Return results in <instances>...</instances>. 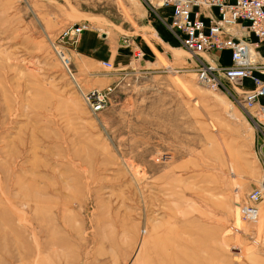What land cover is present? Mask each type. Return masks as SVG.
<instances>
[{
  "label": "rangeland",
  "instance_id": "1",
  "mask_svg": "<svg viewBox=\"0 0 264 264\" xmlns=\"http://www.w3.org/2000/svg\"><path fill=\"white\" fill-rule=\"evenodd\" d=\"M80 21L111 70L63 67ZM158 21L142 0H0V264H264V194L254 220L237 205L264 129Z\"/></svg>",
  "mask_w": 264,
  "mask_h": 264
},
{
  "label": "built area",
  "instance_id": "2",
  "mask_svg": "<svg viewBox=\"0 0 264 264\" xmlns=\"http://www.w3.org/2000/svg\"><path fill=\"white\" fill-rule=\"evenodd\" d=\"M147 9L164 24L180 46L195 60L196 81L213 90L229 84L239 108L254 118L264 129V0H142ZM168 8V18L158 9ZM89 27L85 21L63 27L56 36L60 49L73 47L82 31ZM54 45V44H53ZM57 46V45H55ZM53 47V46H52ZM222 51L227 63L218 61ZM69 70V60L63 62ZM111 70L109 61H101ZM93 101L92 107L103 104L97 90L84 95ZM259 152L264 158V133L261 131ZM264 194V165L255 184L237 204L249 220L258 215V203Z\"/></svg>",
  "mask_w": 264,
  "mask_h": 264
},
{
  "label": "crops",
  "instance_id": "3",
  "mask_svg": "<svg viewBox=\"0 0 264 264\" xmlns=\"http://www.w3.org/2000/svg\"><path fill=\"white\" fill-rule=\"evenodd\" d=\"M158 13H159V15L168 18L170 10L168 8H160V9H158ZM151 26L154 29H160L159 31L165 29L159 21L154 22V23L152 22ZM165 32H166L168 37H166L165 34L161 33L164 41H166V42H171V40L175 41L172 38L171 34H169L167 32V30H165ZM100 38H102V37L98 38L96 34L90 32L88 30L82 31L80 36H79L78 42L73 47H71V48L69 47L66 49V53L68 55L69 60L71 58L72 53H75L76 55L81 57L80 59L83 60V62L85 64H87V65L90 64L92 66H96V68L102 67L100 62L101 61H108V58L110 56V50L105 48V46L103 45L104 42ZM223 52L227 53L226 51H222V53ZM91 70H94V69L92 68ZM91 73L95 77L98 78V81L102 85H104V84L107 85L110 83L109 79L106 77L100 76L98 74L97 70L91 71Z\"/></svg>",
  "mask_w": 264,
  "mask_h": 264
},
{
  "label": "bare ground",
  "instance_id": "4",
  "mask_svg": "<svg viewBox=\"0 0 264 264\" xmlns=\"http://www.w3.org/2000/svg\"><path fill=\"white\" fill-rule=\"evenodd\" d=\"M53 47L55 49V52H56L57 56L59 57L60 61L62 62V64H63L64 61H66V60L68 61L69 60L67 54L64 51H62L59 47H57L55 45H53Z\"/></svg>",
  "mask_w": 264,
  "mask_h": 264
}]
</instances>
